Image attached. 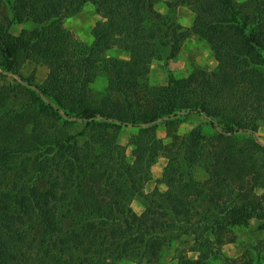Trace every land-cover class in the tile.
Segmentation results:
<instances>
[{"label":"trees","instance_id":"1","mask_svg":"<svg viewBox=\"0 0 264 264\" xmlns=\"http://www.w3.org/2000/svg\"><path fill=\"white\" fill-rule=\"evenodd\" d=\"M89 1L105 17L91 44L63 22ZM158 2L0 0V264H114L101 248L120 240L124 256L161 264L164 243L156 231L166 225L167 213L156 202L140 215L131 207L137 195H146L142 175L160 154L168 159L162 182L171 210L188 223L207 212L204 232L213 237L198 243V258L182 255L179 264H212L218 246L235 241L227 239L233 228L254 218L264 230V144L258 140L264 121V0L168 1L169 7L189 6V27L156 10ZM26 23L34 27L12 32ZM192 35L208 43L216 67L171 74L166 84L152 85V62L176 58ZM114 47L128 58L108 57ZM249 48L261 67L252 65ZM27 60L48 67L43 83L21 74ZM103 76L106 86L95 88ZM17 101L23 109L10 107ZM195 116L205 118L211 132L197 126L180 134V125ZM161 123L169 142L158 135ZM126 127L137 129L130 137L131 163L117 142ZM181 149L189 164L204 163V181L183 179ZM94 217L110 229L104 240L89 238L92 255L65 257L58 244L72 242L67 222H86L88 238L99 228L90 222Z\"/></svg>","mask_w":264,"mask_h":264},{"label":"rangeland","instance_id":"2","mask_svg":"<svg viewBox=\"0 0 264 264\" xmlns=\"http://www.w3.org/2000/svg\"><path fill=\"white\" fill-rule=\"evenodd\" d=\"M168 1L170 0H160V2L155 5L156 10L161 13H167L171 16L173 21L178 22L185 27L191 26L194 14L189 6L180 5L177 7H169ZM238 1L242 2L245 0ZM1 7V11H8L5 3L2 4ZM104 19L105 17L103 13L98 12L97 6L92 1H89L80 12L73 15H66L63 22L65 28L71 31L77 39L84 43L91 44L99 35L101 31V23ZM32 27H34V25L31 23L18 24L13 26L12 32L18 34L22 28ZM106 55L108 57L115 56L122 59L128 58L127 53L120 51L116 47L108 51ZM247 56L252 65L259 67L262 66L254 49H247ZM216 65L217 61L214 58L208 43L197 35H192L184 41L180 53L176 58L169 60L168 63L164 58L155 59L152 62L149 80L152 85H163L168 82L171 74L175 77H185L189 75L193 69L201 68L210 71L213 70ZM48 72L49 69L45 64L34 63L30 60L29 62L25 61L21 67V74L23 76L26 77L33 74L36 82L40 84L45 81ZM8 79L14 81V78L11 75L8 76ZM107 82V76L100 77L94 84V87L97 89L104 88ZM10 107L23 109L24 104L23 101H17L16 103H12ZM197 126H201L206 133L211 132L206 119L200 116L192 117L186 122H183L180 125L178 132L180 134H185ZM136 132V128L126 127L119 133L117 139V142L121 144L123 150H125L127 161L129 163L134 160L133 146L130 144V137ZM157 132L164 141H170L162 123ZM258 140L264 144V121L260 123L258 129ZM167 163L168 159L163 154H160L157 160L150 166L149 171L145 170L142 175V177H144L142 178V183L143 191L146 195H137L133 199L131 207L136 214L140 215L149 205L156 202L160 206L158 208L167 213L164 218L166 225L161 227V229L158 228L159 230L156 231L164 243L163 250L161 251L160 263L179 264L182 255L191 259L198 258L199 251L195 250L198 243L208 237L213 240V237L207 232H204L205 225H207V220H205V218L209 215L207 212L202 213L203 215L201 214L197 216L188 223L185 218L177 217L171 210L164 195L166 185L162 182L163 172ZM179 163L181 167L180 171L184 180L204 181L207 178L204 163L198 165L189 164L184 157L183 149H181L179 155ZM148 176L149 178L147 179ZM72 190V193L75 194L76 190H74V188ZM205 207H209L211 210L210 213H218V211L212 208L209 204H205ZM90 222L99 224V228L90 232L88 238L87 235H85V232L87 231V228H85V225H87L86 222L80 224L67 222L66 225L70 228V231L67 234L68 236H71L72 242L67 243L68 245L66 244V246L62 243L58 244L59 249H66L65 251H67V253L64 254L65 257H70L71 254L76 255L77 257L92 255V253L88 252L91 247L89 245V238L97 235L99 237H96V239L100 238V240H104V236L109 233L110 229L106 230L104 226L100 225V218L94 217L90 219ZM259 224L260 221L254 218L247 227L233 228L232 234L228 235L227 239L229 240L235 237V241L227 242L218 246L217 254L212 256L211 263L228 264L229 260L240 258L243 254L247 253L245 258L238 263L231 262L230 264H244L245 261H247L248 264H264V230L259 229ZM67 234H63L59 239H63ZM36 235L39 239H37L34 244L36 245L35 248L38 249V246L41 245V234L38 231L36 232ZM78 239H80L83 244L78 245ZM73 240L77 242L74 243ZM124 242V240H120L115 244L106 242L103 248H101L103 251L102 256L108 258L107 261H112L114 264H148L144 258L137 256H124ZM57 251L60 250H56V252Z\"/></svg>","mask_w":264,"mask_h":264},{"label":"crops","instance_id":"3","mask_svg":"<svg viewBox=\"0 0 264 264\" xmlns=\"http://www.w3.org/2000/svg\"><path fill=\"white\" fill-rule=\"evenodd\" d=\"M27 62H29V60H27Z\"/></svg>","mask_w":264,"mask_h":264}]
</instances>
